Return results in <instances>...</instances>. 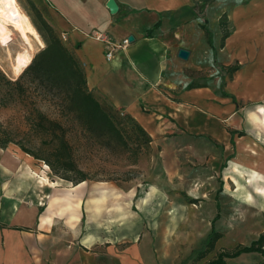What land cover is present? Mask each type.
Masks as SVG:
<instances>
[{"label":"crops","instance_id":"obj_1","mask_svg":"<svg viewBox=\"0 0 264 264\" xmlns=\"http://www.w3.org/2000/svg\"><path fill=\"white\" fill-rule=\"evenodd\" d=\"M108 1L44 0L46 12L39 13L66 36L91 90L132 115L152 139L185 130L211 139L219 150L215 170L224 174L219 189L231 182L237 199L249 202L255 193L264 206V0H114L116 14ZM224 15L229 35L222 41ZM93 33L105 41L91 38ZM131 36L127 48L106 59L107 42ZM180 49L190 51L188 60L178 57ZM6 161L0 149V264H178L202 248L211 232L210 225L192 233L184 248L172 252L158 228L152 262V229L144 215L124 205L133 200L129 193L108 183L50 182L36 172V183L10 185ZM43 188L50 191L46 203L39 200ZM155 194L151 186L142 209ZM256 255L227 264H245Z\"/></svg>","mask_w":264,"mask_h":264},{"label":"rangeland","instance_id":"obj_2","mask_svg":"<svg viewBox=\"0 0 264 264\" xmlns=\"http://www.w3.org/2000/svg\"><path fill=\"white\" fill-rule=\"evenodd\" d=\"M17 1L30 20L42 27L39 11L46 12L43 5L44 0ZM36 4L39 9L36 8ZM57 34L62 40V36L58 32ZM30 38L33 45L31 53L34 58L46 46V43L42 36L43 47L36 39L31 36ZM27 48V44L15 29L0 24V69L10 78L17 79L26 70H20L19 61ZM26 85L32 88L35 99L32 103L50 118L60 121L65 126L66 139L71 146L76 171L84 173L87 178L85 182L92 185L108 183L120 189L121 193H129L128 197L133 196V200L124 201L127 203L124 205H127L132 214L144 215L147 225L149 224L152 229L153 242L150 246L152 262H155V248L158 249V243H155L159 236L158 228L161 232L163 231L164 244L169 251L173 252L184 245L182 241L185 238L189 240L192 233L202 234L209 229L211 223L207 219H214L217 200L220 204L221 217L215 223V228L222 234V237L215 249L203 259L198 258V249H195L178 264H206L217 257L222 250L232 251L239 245H248L254 237L264 232V210L261 209L264 208L263 199L257 194L254 193L253 199L249 202L237 199L234 194L237 187L229 181L230 184L224 182V187L216 200L220 177L224 174L220 176V171L215 170L219 150L215 149L213 146L215 144L211 139L193 136L188 130L182 131L180 136L156 138L153 139L150 150L140 156L134 164L132 155L102 147L92 135L82 129L72 116L67 113L64 116L55 91L45 90L43 92L41 88L30 84L28 78ZM23 108L24 102H19L14 107L0 106V121L12 129L19 127V123L22 122ZM249 111L248 109L247 112ZM21 129L27 131L23 125ZM31 136L33 142L28 146L43 157H52V148L50 146L41 148L36 137ZM5 153L7 156L6 180L10 185L20 181L29 184L36 183L37 178L32 175L36 172L50 182L64 185L69 183L73 186V182L54 175L44 161L28 156L16 145H10ZM18 158L21 161H15ZM14 166H19L17 173L13 172ZM77 173L72 170L70 175L76 178L79 176ZM42 186L49 187L50 185ZM151 186L157 189V194L142 209L140 206L142 198L150 192ZM247 188L253 192L249 186ZM228 189L233 193H229ZM48 192L50 193L48 188L38 191L41 203H46ZM24 193L29 194L30 191ZM256 257V260L246 261L245 264H262L264 259L258 254Z\"/></svg>","mask_w":264,"mask_h":264},{"label":"trees","instance_id":"obj_3","mask_svg":"<svg viewBox=\"0 0 264 264\" xmlns=\"http://www.w3.org/2000/svg\"><path fill=\"white\" fill-rule=\"evenodd\" d=\"M41 22L42 27L35 22L32 23L43 37L46 46L32 59L23 74L17 79H12L0 69V106L14 107L19 102H24L22 122L19 123V127L12 129L0 121V149L6 150L10 145H16L28 156L44 161L54 175L73 182V185L87 180L84 173L76 171L71 146L66 139L65 126L60 121L50 118L32 103L35 99L32 88L26 85L28 78L30 84L41 88L43 92L55 91L64 116L66 113L72 116L85 132L98 141L99 145L112 151L129 153L134 157V164H136L140 156L151 148L153 139L150 134L132 115L116 108L89 88L83 62L42 16ZM206 24L204 20L202 28L210 40L211 33ZM220 26L223 31L222 41H224L229 35L227 16L224 15L221 18ZM22 125L27 131L21 129ZM231 134L234 137L236 133L231 132ZM31 135L36 137L41 148L45 146L52 148V157H43L28 146L33 142ZM232 143L234 144L233 140ZM225 167L226 164H223L222 170ZM72 170L78 172L79 176L71 177ZM221 190L222 188L218 190L216 200ZM220 217L221 209L218 202L217 215L211 222V232L203 242L202 248L197 250L199 259L211 253L222 237L215 228V223ZM252 253L264 259V232L250 245H239L232 251L222 250L217 257L206 264H227V259Z\"/></svg>","mask_w":264,"mask_h":264},{"label":"bare ground","instance_id":"obj_4","mask_svg":"<svg viewBox=\"0 0 264 264\" xmlns=\"http://www.w3.org/2000/svg\"><path fill=\"white\" fill-rule=\"evenodd\" d=\"M0 24L15 29L27 44L28 48L22 53L19 61L20 70L24 71L33 59L31 53L33 45L30 36L36 39L42 47L44 46L39 32L17 0H0Z\"/></svg>","mask_w":264,"mask_h":264},{"label":"built area","instance_id":"obj_5","mask_svg":"<svg viewBox=\"0 0 264 264\" xmlns=\"http://www.w3.org/2000/svg\"><path fill=\"white\" fill-rule=\"evenodd\" d=\"M91 38L96 39L98 41H105L103 36L99 33H93L89 35ZM62 40L66 42V36L62 35ZM130 45V41L128 39L123 40L119 44H112L107 42V53H106V59L111 60L114 56V54L119 50V49H125Z\"/></svg>","mask_w":264,"mask_h":264},{"label":"water","instance_id":"obj_6","mask_svg":"<svg viewBox=\"0 0 264 264\" xmlns=\"http://www.w3.org/2000/svg\"><path fill=\"white\" fill-rule=\"evenodd\" d=\"M107 7L111 14H116L118 12V5L114 0H109L107 3ZM129 41L133 42L134 37L133 36L129 37ZM178 57L182 60H188L190 57V51L186 49H180L178 53Z\"/></svg>","mask_w":264,"mask_h":264}]
</instances>
